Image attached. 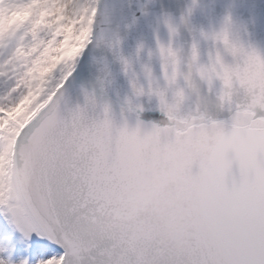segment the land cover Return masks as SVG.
I'll return each mask as SVG.
<instances>
[{
	"label": "snow or ice",
	"instance_id": "1",
	"mask_svg": "<svg viewBox=\"0 0 264 264\" xmlns=\"http://www.w3.org/2000/svg\"><path fill=\"white\" fill-rule=\"evenodd\" d=\"M98 2L0 0V213L22 245L0 240V264H264V60L227 26L201 33L242 61L200 69L230 111L242 90L231 118L181 116L157 93L167 124L116 127L87 92L61 106Z\"/></svg>",
	"mask_w": 264,
	"mask_h": 264
},
{
	"label": "water",
	"instance_id": "2",
	"mask_svg": "<svg viewBox=\"0 0 264 264\" xmlns=\"http://www.w3.org/2000/svg\"><path fill=\"white\" fill-rule=\"evenodd\" d=\"M97 6L92 43L61 89V106H83L87 92L95 101L89 114L103 118L107 106L116 127L126 124L131 129L139 123L141 131H147L153 124H167L157 93L169 104L178 101L181 116L228 121L242 90L233 85L230 111L221 100L223 82L200 72L214 64L217 55L230 67L242 63L219 41L201 35L218 32L226 17L229 39L264 60V0H99ZM161 46L175 53V65L167 53L162 57ZM256 115L264 116V111L257 109Z\"/></svg>",
	"mask_w": 264,
	"mask_h": 264
},
{
	"label": "rangeland",
	"instance_id": "3",
	"mask_svg": "<svg viewBox=\"0 0 264 264\" xmlns=\"http://www.w3.org/2000/svg\"><path fill=\"white\" fill-rule=\"evenodd\" d=\"M20 233L18 231H14L13 228L7 224L5 221V216L3 213H0V240L8 239L11 243L16 244L19 240ZM22 247L20 244H16L17 250ZM15 259V253L13 255Z\"/></svg>",
	"mask_w": 264,
	"mask_h": 264
},
{
	"label": "clouds",
	"instance_id": "4",
	"mask_svg": "<svg viewBox=\"0 0 264 264\" xmlns=\"http://www.w3.org/2000/svg\"><path fill=\"white\" fill-rule=\"evenodd\" d=\"M100 15L103 16V13H100ZM227 25H226V23L224 21V27L227 26ZM261 110H264V108H261ZM96 142H97V144H98L99 147H101V148L106 147L105 140H104V137H103L102 134L96 136ZM262 163H264V161H262ZM188 210H193L190 205L186 208V211H188ZM253 211H254V208L250 209L249 210V214H251ZM240 212H241V208H239V207H232V208H230L228 210L227 214L228 215L235 216V215H238ZM174 227H178V225H176Z\"/></svg>",
	"mask_w": 264,
	"mask_h": 264
}]
</instances>
